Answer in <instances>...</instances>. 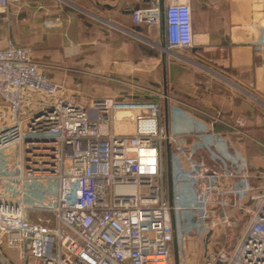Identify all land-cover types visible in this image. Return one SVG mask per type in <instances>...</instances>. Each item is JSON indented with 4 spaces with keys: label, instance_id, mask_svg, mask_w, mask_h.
Segmentation results:
<instances>
[{
    "label": "built area",
    "instance_id": "2783aa9c",
    "mask_svg": "<svg viewBox=\"0 0 264 264\" xmlns=\"http://www.w3.org/2000/svg\"><path fill=\"white\" fill-rule=\"evenodd\" d=\"M20 3L0 0V16L9 20ZM132 17L150 28L164 17L168 51L195 45L192 0H163ZM44 69L30 48L0 50V264H176L181 211L193 212L203 236L225 230L227 243L200 264H264V192L254 195L244 158L207 149L205 161L169 133L159 103L67 96ZM126 121L134 132L117 133ZM168 144L193 190L186 207L173 186L169 200ZM43 184L52 187L32 193ZM248 198L255 211L234 245L241 220L232 221L230 209L241 213ZM42 214L52 218L34 219Z\"/></svg>",
    "mask_w": 264,
    "mask_h": 264
},
{
    "label": "crops",
    "instance_id": "0c3cea01",
    "mask_svg": "<svg viewBox=\"0 0 264 264\" xmlns=\"http://www.w3.org/2000/svg\"><path fill=\"white\" fill-rule=\"evenodd\" d=\"M72 1L104 23L94 19L95 23L89 22L88 26L81 20L77 22L71 14L67 16V25H77L76 32L72 28L64 34L62 6L54 0H31L29 5L13 9L12 29H4L7 38L16 45L28 42L36 61L45 65L48 79L62 85L65 95L81 98L69 92L65 82H56L57 78H50L47 72H66L77 62L82 66L79 71L111 74L136 85L138 92L126 88L125 96L136 97L132 100L138 102L159 103L161 119L169 133L178 137L180 143L199 148L202 157L208 158L209 149L216 151L222 137L228 140L230 152L237 148L245 152L246 146L248 152L259 149L257 138L263 135L264 128L259 100H264L261 0H194L195 45L175 51L165 49L164 17L158 27L152 28L135 24L132 17L135 9L150 8L163 0ZM5 22L4 16H0V28ZM53 29L61 35L55 44L60 51L51 55L48 62L44 58L49 55L46 50ZM24 33H29L28 41L24 40ZM3 36L2 33L0 37ZM173 108L180 109V115H174ZM128 126L118 124L115 130L127 133Z\"/></svg>",
    "mask_w": 264,
    "mask_h": 264
},
{
    "label": "rangeland",
    "instance_id": "374dc122",
    "mask_svg": "<svg viewBox=\"0 0 264 264\" xmlns=\"http://www.w3.org/2000/svg\"><path fill=\"white\" fill-rule=\"evenodd\" d=\"M31 0H21V3L18 6L12 7L10 11V17L11 19L6 20L7 17H4L6 22L3 24L4 26L0 28V35L3 33V38L0 37V48L7 47L9 43H12L16 45L11 39H8L6 36V29H12V26L14 24L12 11L13 9L21 8L23 4L26 6L29 5ZM207 0H198V2H206ZM54 2H57L60 6H62L64 10V15L61 17V21L64 25V34L71 31L76 32L77 25L75 27H71L73 25H67V16L72 14V16H75L78 20H81L85 25L90 26L89 22L95 23L93 21L94 19L100 20L98 17H94V15L91 12H83L77 5L76 2H73L72 0H54ZM194 3V0H192V4ZM200 5V4H199ZM19 10V9H18ZM23 12V8L21 9L20 14ZM100 22H103L100 20ZM104 23V22H103ZM98 24V23H96ZM99 25V24H98ZM69 30H66V27ZM1 27V26H0ZM5 29V30H4ZM50 36V47L46 51L49 52L48 57L44 58L50 61L51 55H54L56 52L60 51L59 45L57 42H59L58 39L61 38V35H59L56 30H51L49 32ZM24 37L25 41H28L29 39V33H24L22 35ZM62 36V38L65 39L66 44H68V38ZM19 47H27L33 50V48L26 43H22L21 45H16ZM4 49V48H3ZM1 49V50H3ZM91 50V49H90ZM34 51V50H33ZM205 61V59L203 60ZM81 65H78L77 62L74 64H71L70 69H68L66 72H60V70H50L47 72L50 78L54 77L57 78L56 82H65L67 86V90L71 93H75L81 96V98H84L85 100H88L89 102H92L96 99H104V98H112L117 101H122L125 99H135L136 97H127L125 96V91L129 88V92H138L135 89L137 86L132 85L130 82L126 81V79H119L111 74H100L95 72H83L79 71V68L81 69ZM206 68V66H205ZM67 77V78H66ZM123 78V77H122ZM127 88V89H126ZM130 88L133 90L130 91ZM103 92V93H101ZM106 95H113L116 97H107ZM124 97H121L123 96ZM252 95V94H251ZM260 102L262 104L261 112H262V125L264 127V100L262 98H259ZM128 121L123 123V125H128ZM130 127L129 130H127V133H133L134 132V125L128 126ZM118 130H123L121 126H117ZM263 135L261 137H258L259 140L258 146L259 149L256 147V151L253 152L250 150L248 152L249 148L246 146V151L244 152L242 149H233V152L229 151V145L226 143L228 140L226 138H219V141L217 142V146L215 147L219 152H221L222 155L227 154L229 157L234 158H244L250 167V172L252 176V184L255 187L256 191L254 195H262L264 192V128L262 129ZM178 138V137H177ZM249 139L246 138V141ZM250 142V141H249ZM212 147L211 149H215ZM216 150V151H217ZM214 151V150H213ZM227 152V153H226ZM166 154H167V145L163 148V163H164V170L166 168ZM4 155H8V152H6ZM206 155H203L202 158H204ZM205 161H210L208 158H204ZM171 166H172V186L174 188L175 193H181L184 201L183 206H188L190 204L189 196L192 197V189L190 184H187L182 178V170L180 168V164L178 161V155L177 153L172 150L171 148ZM37 185L33 187V189H36ZM39 190L32 191L33 194H36L37 196H40L44 194V190L50 189L52 185L49 184H43L39 185ZM31 189V188H30ZM191 190V191H190ZM52 194V193H51ZM232 206H234V198L231 200ZM240 206L243 211L238 210V207H232L230 209V213L232 216V221H236L238 223L239 220H241L240 223L237 224L236 229L233 231V234L235 235L234 239V245L238 243L239 238L246 232L247 227L249 226V223L252 219V215L255 211V203L250 198L245 200ZM245 210H249L251 214L246 213ZM52 218L50 214H42L39 216H36L34 219H47ZM224 228L220 227L219 232L217 233H209L206 234V236H203V230L201 228H198L196 226L195 217L193 216V212H187V211H181L179 213H176V236H177V249H178V255H179V261L182 264H200L202 255H206L210 252H216L220 250L226 243V237L224 235ZM227 234V232H226Z\"/></svg>",
    "mask_w": 264,
    "mask_h": 264
},
{
    "label": "water",
    "instance_id": "95a60500",
    "mask_svg": "<svg viewBox=\"0 0 264 264\" xmlns=\"http://www.w3.org/2000/svg\"><path fill=\"white\" fill-rule=\"evenodd\" d=\"M167 152H168V183H169V200L172 203V166H171V146L167 145ZM174 255H175V262L179 264V255L177 249V242L174 243Z\"/></svg>",
    "mask_w": 264,
    "mask_h": 264
},
{
    "label": "trees",
    "instance_id": "16d2710c",
    "mask_svg": "<svg viewBox=\"0 0 264 264\" xmlns=\"http://www.w3.org/2000/svg\"><path fill=\"white\" fill-rule=\"evenodd\" d=\"M154 5V4H153ZM165 178H166V181H165V183H166V186L169 188V183H168V152H167V154H166V168H165Z\"/></svg>",
    "mask_w": 264,
    "mask_h": 264
},
{
    "label": "bare ground",
    "instance_id": "6f19581e",
    "mask_svg": "<svg viewBox=\"0 0 264 264\" xmlns=\"http://www.w3.org/2000/svg\"><path fill=\"white\" fill-rule=\"evenodd\" d=\"M122 117H123V116H122L121 114H119V115L117 116V120L119 121Z\"/></svg>",
    "mask_w": 264,
    "mask_h": 264
}]
</instances>
